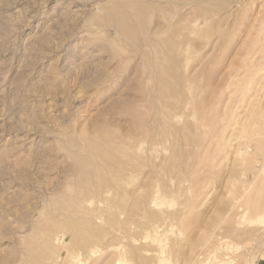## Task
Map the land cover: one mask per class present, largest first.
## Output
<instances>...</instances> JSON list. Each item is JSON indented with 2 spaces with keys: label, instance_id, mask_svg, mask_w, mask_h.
Segmentation results:
<instances>
[{
  "label": "rangeland",
  "instance_id": "rangeland-1",
  "mask_svg": "<svg viewBox=\"0 0 264 264\" xmlns=\"http://www.w3.org/2000/svg\"><path fill=\"white\" fill-rule=\"evenodd\" d=\"M116 2L0 0V264H26L36 250L39 264H264V0L144 14L147 33L182 31L175 71L191 102L175 98V117L191 113L200 143L172 172L158 145L157 173L145 164L114 190L79 160L127 132L123 101L140 97L148 71L133 39L98 19ZM146 147L133 148L145 163Z\"/></svg>",
  "mask_w": 264,
  "mask_h": 264
},
{
  "label": "bare ground",
  "instance_id": "bare-ground-1",
  "mask_svg": "<svg viewBox=\"0 0 264 264\" xmlns=\"http://www.w3.org/2000/svg\"><path fill=\"white\" fill-rule=\"evenodd\" d=\"M187 1L188 0H155L152 2L151 0H142L141 2H137V1H133V0H120V1L118 0V2H116V4L112 3L111 5H108V6L103 8V10L105 12L104 16H101V15L98 16V19H100V21L103 20V18H104V20L106 19L105 21L103 20L104 22H106L104 24H107V25L113 24L116 27L117 32H119L121 35H123L127 38L133 39V42H135L136 48L138 45L139 46L138 48H141L140 50L143 52V54H145L146 57L143 61H144V65L147 66V68H148V71L142 70V72H141V79H142L141 85H142V87L140 88V91H142V93H141L140 97L138 96L139 98L136 99L135 101L133 100V98H132V101L131 100H124V101L122 100L124 102V104L127 105L126 108L124 109V111L129 115V118H128L129 128H127L128 129L127 132L122 133L120 135L116 134V133L111 134V135H109V137L107 139H105V142L102 141L103 142L102 143L101 141H99L102 144L97 142L99 144V146H97L98 144L95 147L90 145L91 147L89 150L92 149L95 152L92 155L88 156L87 160H85V161H81V159L79 160L80 163L83 162V165H81V169L79 171V172L82 171L83 175L86 174L85 172L87 170L85 166H88L89 168L90 167L94 168L95 169V170L93 169L94 173H95V171L97 173L98 172L100 173L101 176L97 175L98 179L94 180L97 183V185L100 187L102 186L103 188H106V189H109V188L113 189L114 186H116V185L123 186L124 184L134 182L135 177H137L136 175H139L143 172L144 169L142 170V168L143 167L145 168V166H144L145 164L150 165L153 168L152 171L157 173L158 164L156 163V160H154L155 156L153 155V152H155V150H156L155 148L158 147V145H161L162 150L164 152L169 151V153H170V159H167V161H165V162L169 163L168 169L170 172H172L173 169H175L178 165L182 164L184 160L187 161L191 157H193V155L195 153L189 149H186V147H189V146L191 148H193V145H195L197 143V141H199V138H200V135L194 131V129H196L197 126L195 124H192L193 123L192 120H191L192 123H190L188 120L191 113L184 111V113H185L184 119H182L184 121L183 123H177V119L175 117L177 114L176 110H178V113H180L179 111H181V108H179V107L183 105V102L178 101V103H177L175 98L180 99L179 97L182 94V96H184L183 98H185V101H186L184 103V105L189 104L191 102V101H189V98H190L189 93L191 91V90L189 91L190 87H187L185 89L182 88L183 91L181 92L180 88H181L182 84H180V81L176 76L177 72L175 71L177 69V66L179 65V61H180L177 58L176 53L181 51V49L185 46L186 41H184L185 39L184 40L180 39V34L182 33V31H180V28L176 27L174 24H171V23H170V26L163 24V26L161 28L157 29L155 32L152 30L154 33H147V31H146L147 27H145V22H146L145 19L146 18L144 15L145 13H147L153 9H160L163 11L164 10L165 11H167V10L171 11L175 6L187 4ZM194 1L199 3V1L201 2L202 0H194ZM199 4H201V3H199ZM198 11H199V9H198ZM157 26H159V25H157ZM166 31L168 32V35L166 37L160 38L159 36H156L157 34H162ZM105 73H104V71H101V75L100 76L98 75V77H97L98 82H103L106 80L105 77L103 76V75H105ZM145 80L148 82H151V85H147L148 82L145 83ZM184 84L185 83H183V85ZM123 106H125V105H123ZM197 106H198V104H197ZM200 107H202V106H200ZM186 109H187V107H186ZM183 110H185V109H183ZM197 117H198L197 120L199 118H201V116L199 114L197 115ZM197 123L199 124L200 122H197ZM101 133H103V132H101ZM135 134H136V136H135ZM102 135H104V134H102ZM101 138H103V136L100 137V139ZM141 141H144L147 144V147H146L147 156L153 155V157H154L153 158L151 156L150 157L151 159L149 158L150 160L146 163H145V159L147 157L144 156L145 154H143L141 156L139 154H134V151H133V148H134V150L136 149L135 152H137V153L139 152L137 150L136 146L138 147L139 142H141ZM135 142H136V145H134ZM198 143H200V141ZM198 143H197V145H198ZM100 145H103V148ZM85 147H87V146H85ZM104 147L107 150H105ZM89 150H87V151H89ZM201 155H203V154H201ZM165 156L167 157L166 154H165ZM157 158H158V155H157ZM164 159L166 160L165 157H164ZM103 161L104 162L106 161V164ZM157 162H159V161H157ZM201 162H202V160H201ZM201 162H199V163L201 164ZM185 163H187V162H185ZM197 167H199V165ZM91 168L89 170H91ZM182 168H184V167H182ZM105 170H107V171H105ZM159 170H160V168H159ZM152 171H150V172H152ZM180 171H181V169H180ZM87 172H88V170H87ZM150 172L145 173V171H144V174L148 175V173H150ZM173 173H175V171ZM91 174H93V173H91ZM176 175L174 177H176ZM140 177H141V175H140ZM144 177H145V175H144ZM194 177H195V175H194ZM145 178H147V177H145ZM172 179H173V176L162 177L164 184L167 183V185H168V186L166 185L167 187H170L169 183H170V181H172ZM144 180L146 181L147 179H144ZM153 181H155V180H153ZM179 181L180 180H178V182ZM146 182H145V184L147 186L149 184V182H147L148 184ZM83 183H84V181H83ZM141 183H143V182H141ZM173 185H175V184H173ZM142 187H144L143 184H142ZM150 188H149V190H150ZM115 189L116 188H114V190ZM147 193H149V192L147 191ZM115 195H116V193H115ZM100 199H101V197H100ZM106 199H110L111 201H116L117 198L115 196H110V197H107ZM133 211H134V209H133ZM152 211L153 210H151V212ZM127 220H129V219H127ZM112 223H114V222H112ZM114 226H116V224ZM77 227H78V225H77ZM52 229H51V231H54ZM94 229H96V228H94ZM81 231H83V228ZM76 236H77L76 238H78V235H76ZM80 237H83V236H80ZM86 237H88V236H86ZM77 240H79V239H77ZM78 243H79V241H78ZM81 245H83V244H81ZM37 251L38 250H36V252ZM36 252L34 251L35 256L32 255L33 252L31 253V256L37 257L38 255L36 256V254H35ZM32 258H31V260L28 259L26 264H30L32 261ZM33 260L34 261H32V263L35 264V262H36L37 264H39L38 263L39 258L38 259L33 258Z\"/></svg>",
  "mask_w": 264,
  "mask_h": 264
}]
</instances>
